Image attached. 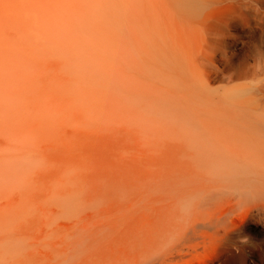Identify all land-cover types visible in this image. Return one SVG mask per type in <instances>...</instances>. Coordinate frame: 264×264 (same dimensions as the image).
<instances>
[{
	"label": "bare ground",
	"instance_id": "6f19581e",
	"mask_svg": "<svg viewBox=\"0 0 264 264\" xmlns=\"http://www.w3.org/2000/svg\"><path fill=\"white\" fill-rule=\"evenodd\" d=\"M263 4L0 0V264L238 247L235 213L264 214V68L229 39Z\"/></svg>",
	"mask_w": 264,
	"mask_h": 264
},
{
	"label": "rangeland",
	"instance_id": "374dc122",
	"mask_svg": "<svg viewBox=\"0 0 264 264\" xmlns=\"http://www.w3.org/2000/svg\"><path fill=\"white\" fill-rule=\"evenodd\" d=\"M232 33L234 37L229 39L230 50L235 53L232 61L236 64L256 62L264 68V4L259 5V10L251 11L245 24ZM243 212L239 210L234 215L239 217V227L234 234L239 246L230 249L222 246L219 240L210 239L201 253L203 264H264V214ZM194 260L199 259L195 257Z\"/></svg>",
	"mask_w": 264,
	"mask_h": 264
}]
</instances>
